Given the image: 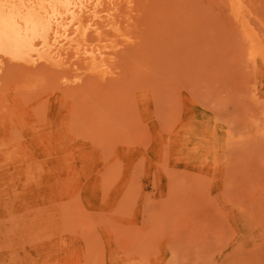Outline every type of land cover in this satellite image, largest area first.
Returning a JSON list of instances; mask_svg holds the SVG:
<instances>
[{
    "label": "rangeland",
    "instance_id": "obj_1",
    "mask_svg": "<svg viewBox=\"0 0 264 264\" xmlns=\"http://www.w3.org/2000/svg\"><path fill=\"white\" fill-rule=\"evenodd\" d=\"M120 3L107 79L0 74V264H264V62L228 0Z\"/></svg>",
    "mask_w": 264,
    "mask_h": 264
},
{
    "label": "bare ground",
    "instance_id": "obj_2",
    "mask_svg": "<svg viewBox=\"0 0 264 264\" xmlns=\"http://www.w3.org/2000/svg\"><path fill=\"white\" fill-rule=\"evenodd\" d=\"M121 1L0 0V74L47 70L63 88L107 79L125 37ZM228 1L248 55L264 62V34L252 12L244 0Z\"/></svg>",
    "mask_w": 264,
    "mask_h": 264
}]
</instances>
